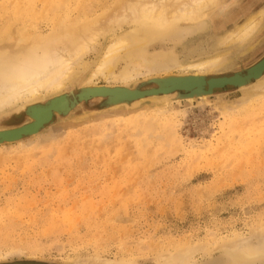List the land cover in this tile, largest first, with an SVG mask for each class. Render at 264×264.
<instances>
[{
    "label": "rangeland",
    "instance_id": "obj_1",
    "mask_svg": "<svg viewBox=\"0 0 264 264\" xmlns=\"http://www.w3.org/2000/svg\"><path fill=\"white\" fill-rule=\"evenodd\" d=\"M115 2L0 0V40L19 51L22 38L47 35L64 20L101 18ZM253 16L250 34L228 40ZM181 24L183 34L156 39L141 53L155 65L166 55L178 63L149 69L144 60L130 85L205 57L225 56L215 74L264 57V0H218L200 20ZM127 54L114 72L132 63ZM263 83L135 107L100 110L93 99L56 116L39 135L0 144V264H179V249L190 246L197 250L187 264H228L226 238L264 240ZM16 104L0 109V127L30 120L25 112L17 116Z\"/></svg>",
    "mask_w": 264,
    "mask_h": 264
},
{
    "label": "bare ground",
    "instance_id": "obj_2",
    "mask_svg": "<svg viewBox=\"0 0 264 264\" xmlns=\"http://www.w3.org/2000/svg\"><path fill=\"white\" fill-rule=\"evenodd\" d=\"M217 1L218 0H116L113 12L101 18L88 17L86 19H77L70 22L64 20L47 35H38V37L30 41L27 40L28 38H22L21 42L23 43V47H20L19 51L13 49L9 44L4 45L2 43L3 41L0 40V109L17 103L16 106L20 104L18 108H16L19 114L28 110L32 116V119L29 121L24 122L22 120L24 122L22 124L0 127V131L16 129L30 124L31 122L33 123L29 125V127L38 130L41 125L48 122L55 113H61L63 111L65 115H69L73 108L75 109L79 106H76V100L79 99V97L85 98L93 95H100L88 101L81 102V104L83 103L84 105L86 102L97 99L100 101L99 108L106 105L107 98L112 102L111 108L120 106L135 107L138 102L146 99L160 98L169 100L175 98L178 92L172 93L171 91L173 90L182 89L184 92L188 91L190 96H193L203 91V88L208 90L213 85L220 84L222 81L230 79L242 80L245 77L244 69L237 70L234 73H232V71L226 75H213L215 74L212 73L213 71L220 69L226 64L225 56L217 55L190 62L183 67V71H177L178 73L148 75L146 79L155 78L158 81L161 79L159 83L153 86L143 87L139 82L133 86L129 84L130 81L137 78L139 67L145 65L144 60L146 61L147 59H144L145 57L143 56L145 55H141V53L144 52L150 42L162 37L178 36L181 30H185L182 29L181 23L183 21L196 22L200 20L205 12L215 5ZM62 3H64V1L59 4L63 6ZM56 5L58 6V4ZM56 5L54 7H57ZM84 5L87 6V4ZM257 22L258 19L256 16H253L240 25L232 35L230 34L228 40L233 42L241 41L253 31ZM123 23H129L132 27L131 29L127 28L128 30L123 33H118L117 29L122 28ZM189 27L190 26H188V28ZM189 30L191 29L189 28ZM183 33L181 32V34ZM103 39H105L106 42L102 46L104 42ZM31 43L32 45H29ZM100 45L101 47H99ZM124 51L126 54H130L132 63L119 73H116L113 68ZM92 53L94 54L93 58H88ZM164 59L165 60L158 65H155L154 62L149 60H147L146 63L149 69H153V67L169 68L173 63H178L176 58H171L170 56L168 58V55H166ZM260 67L263 68L262 65L253 67V71L256 73L261 71L259 70ZM144 72L146 74V70ZM100 76L107 77L109 79L108 83L100 84L96 82V79ZM263 77L264 75L260 76L258 80H261ZM70 85L75 89L74 92H70L73 88L69 91L65 90ZM246 86L248 85L241 86V88ZM163 90L165 92L160 94L159 92ZM79 92L81 95L77 96ZM105 95L108 97H105ZM208 95L209 94L204 93L203 97L207 99ZM189 99L193 100L194 98ZM49 100L52 101V105L49 103L47 104ZM51 123L48 125H51ZM39 133L37 134L39 135ZM253 235L255 237V234ZM189 248H191V246ZM189 248L179 249L181 251L176 254L179 264H187L189 259L188 255L190 256L191 253H196V251L193 252L194 248L197 250L196 246L194 248L192 246V249ZM211 249H209V251ZM221 249H223V245ZM131 262L132 261H130L129 264L133 263ZM93 264L105 263L98 260Z\"/></svg>",
    "mask_w": 264,
    "mask_h": 264
},
{
    "label": "water",
    "instance_id": "obj_3",
    "mask_svg": "<svg viewBox=\"0 0 264 264\" xmlns=\"http://www.w3.org/2000/svg\"><path fill=\"white\" fill-rule=\"evenodd\" d=\"M259 65H262L263 68L260 67L259 70H261V71L256 73L255 71H253V67H256ZM234 72H236V71H234ZM234 72H232V73H234ZM244 72H245L244 73L245 77L242 80L230 79V80L222 81V82H220V84L213 85L208 90L203 88V91L198 92V93L194 94L193 96H190V93L188 91L184 92L182 89L173 90V91H171L172 93L173 92H178V93L176 94L175 98H171V99H169V101L170 100L189 99V98H194V99L204 98L203 97L204 93L209 94L208 97H210V96L216 94L217 92L222 91L226 88H238L239 89V88H241V86H244V85L249 86V85L253 84L256 80H258L260 76L264 75V58L261 59L255 65L244 69ZM235 74H232V75H235ZM213 75H219V74H213ZM220 75H226V74H220ZM159 78H161V77H159ZM159 81L156 80L155 78H149V79H146L145 81H143L142 85H148V84H155L156 85L157 83H159ZM79 89H77V90H79ZM146 89H148V88H146ZM74 91H75V89L73 88L72 91H70V92H74ZM164 92L165 91L163 90V91H160L159 93L162 94ZM79 95H81L80 92L78 93L77 96H79ZM97 96H100V95H93L91 97H85V98L79 97V99L76 100V102H77L76 106L80 105L82 101H88L89 99H92V98L97 97ZM105 97H108V96L105 95ZM48 103L52 105V101L49 100L47 102V104ZM111 107H112V102L107 98L106 105L100 109H110ZM73 110H74V108L72 109V111ZM72 111H70V112H72ZM14 112L17 114L18 117H21V115H23V112L19 114L16 109L14 110ZM24 112L28 115V117L31 120L32 116L30 115L29 111L25 110ZM58 115H65V112L62 111L61 113H55L54 116H52V118L48 122L42 124L38 130L36 128L29 127V125H31L33 123V122H31L30 124L24 125L22 127L16 128V129H11V130L9 129V130L0 131V144L12 143V142L23 140L27 137L34 136L35 134H37V133L41 132L43 129H45L47 127V125L50 124L54 120V118Z\"/></svg>",
    "mask_w": 264,
    "mask_h": 264
},
{
    "label": "clouds",
    "instance_id": "obj_4",
    "mask_svg": "<svg viewBox=\"0 0 264 264\" xmlns=\"http://www.w3.org/2000/svg\"><path fill=\"white\" fill-rule=\"evenodd\" d=\"M228 264H264V240L247 233H236L223 241Z\"/></svg>",
    "mask_w": 264,
    "mask_h": 264
}]
</instances>
